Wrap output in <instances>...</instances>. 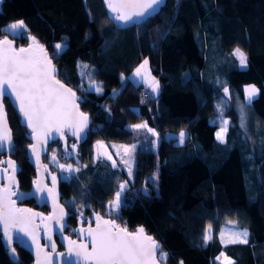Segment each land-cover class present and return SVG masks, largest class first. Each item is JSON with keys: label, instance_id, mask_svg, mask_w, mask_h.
Instances as JSON below:
<instances>
[{"label": "trees", "instance_id": "trees-1", "mask_svg": "<svg viewBox=\"0 0 264 264\" xmlns=\"http://www.w3.org/2000/svg\"><path fill=\"white\" fill-rule=\"evenodd\" d=\"M74 1L4 0L0 10V27L23 20L24 42L34 37L45 45L56 78L75 91L80 110L91 120L74 158L66 154L72 139H66L64 148L59 141L48 145L49 153L79 171L61 179L43 157L58 179L60 201L68 212L65 232L71 235V229L97 213L128 231L143 227L168 254L166 264H216L221 253L233 264H264V0H163L129 25H119L104 0H82L86 32L77 24ZM57 44L62 45L58 53ZM236 48L247 56L245 67L232 54ZM145 59L160 84L148 98L140 93L145 84L128 79ZM79 63L92 70L99 93L84 81ZM225 85L231 99L224 95ZM248 85L260 91L246 105V126L241 127ZM221 101L223 118L229 121L224 143L216 139ZM3 102L19 189L26 192L34 172L26 158L25 129L9 101ZM142 120L152 123L158 144L144 130L129 128ZM181 131L187 133L183 143L178 141ZM97 140L141 142L132 179L105 160L93 161ZM157 172L154 186L149 178ZM124 181L129 182L124 205L110 214L109 201ZM24 204L36 208L33 200ZM209 224L213 239L205 245ZM229 226L247 229L249 242L222 243L219 234ZM13 247L15 261L0 235V264H32L28 253Z\"/></svg>", "mask_w": 264, "mask_h": 264}, {"label": "snow or ice", "instance_id": "snow-or-ice-1", "mask_svg": "<svg viewBox=\"0 0 264 264\" xmlns=\"http://www.w3.org/2000/svg\"><path fill=\"white\" fill-rule=\"evenodd\" d=\"M111 12L116 13L115 19L124 23L132 21L133 17H144L149 13V10L155 11L156 7L163 3V0H104ZM8 28L13 32H19L25 28L24 22L17 21ZM32 44L28 48H19L18 50L12 46V41L5 38L0 40V148L11 147V131L7 127V113L4 108L3 98L5 95L18 106L19 112L24 118V123L32 130V136L37 140L36 144L30 145L31 153L39 160L38 146L42 147L47 144V138L51 132L55 130L64 135V129L72 130V135L79 137V133L83 132L88 125V116L79 111L76 103L77 97L72 89L65 87L58 79H56V69L52 61L48 59L42 45H39L35 38L32 37ZM59 51L62 48L61 44L55 46ZM37 52L39 55H37ZM239 60L241 67L247 65V56L240 49H234L233 53ZM148 60L145 59L143 63L136 68L134 75L139 77L141 82L146 84L153 93H158L160 84L159 81L151 75V70L148 68ZM87 67V65H83ZM95 86V90L99 93L101 88L95 84L94 81L90 83V87ZM259 89L255 85H248L244 89L245 104L240 106L241 111V127L246 126L244 109L246 105H250L253 99L259 94ZM225 97L231 99L230 90L225 85L223 87ZM217 111L220 115V128L216 132V139L220 143L225 142L226 134L228 132L229 121L224 119L223 101L217 104ZM132 130L140 131L146 130L154 137H159L155 129L148 126L147 122L137 123L131 125ZM38 131L43 133V139L37 135ZM187 133L181 131L178 136L180 143L184 142ZM101 144V142H98ZM102 146V145H101ZM76 145H72L73 151ZM113 147H117L113 145ZM123 150L120 162L128 169V176L133 175L132 163L134 162L133 153L135 152V145H120ZM46 150V149H45ZM67 155L71 153L67 152ZM107 154V153H106ZM120 155V152H117ZM127 157V158H125ZM107 158L112 160V156L107 154ZM53 162H56V156L51 157ZM4 161H0V164ZM8 168L11 169L9 175V184L0 188V232L3 234L5 242L11 246L15 233H23L32 238L33 243L37 248V264H41L40 253L43 248L39 245L37 230L41 225L35 223V217L40 216L38 213H32L30 209H21L15 206V200L12 196L18 194L12 191L15 183L16 165L13 161H7ZM112 166L117 167L115 160ZM61 169H65V165H59ZM46 168V166H45ZM8 169L4 171L7 172ZM68 171H79L73 169L69 164L66 167ZM158 179V172L153 177H150V182L155 186V181ZM53 188H48V194L53 197L55 201L54 186L56 177H52ZM38 191H44V187L40 186V181H35ZM129 182L124 181L119 184V188L115 193L114 198L109 201L110 214L112 212L118 213L124 205L123 193L128 189ZM146 193V190H145ZM64 209L59 207L58 214L49 217L41 216V224L45 229V235L50 241V246L54 252L56 244L52 241L51 228L44 224L45 220H55L60 225L59 230L63 231L65 225L61 223L64 218ZM97 221L96 228L89 227L87 234L91 238V250L88 245L77 243L76 241L64 237L68 242L69 255L75 254L85 264H166L168 254L163 251L162 246L152 237L146 234L143 227H139L135 232H129L126 227H121L115 220H105L99 214L95 215ZM229 225H235L234 220H228ZM85 231L84 229L80 230ZM220 239L222 243H243L247 244L248 231L247 229L240 231L235 227L230 228L227 232L228 239L225 240L226 233L220 232ZM213 239L212 225L209 224L205 229L203 235V243L206 245ZM15 255V248L11 249ZM221 264H233V261L224 256ZM220 260V257H216ZM43 264H52L51 254L45 252L43 256ZM181 264L183 262L181 261Z\"/></svg>", "mask_w": 264, "mask_h": 264}, {"label": "water", "instance_id": "water-1", "mask_svg": "<svg viewBox=\"0 0 264 264\" xmlns=\"http://www.w3.org/2000/svg\"><path fill=\"white\" fill-rule=\"evenodd\" d=\"M3 1L4 0H0V10H1V5H2ZM108 10H109L110 14H112L114 16L116 15V13L111 12L109 8H108ZM152 12H153V10H149V13L146 14L145 16L151 14ZM142 18L143 17H133L132 21L127 22V23H124V22L118 21V20H116V21L119 25H129V24H133V23L139 21ZM5 38L11 40L12 46L17 50L19 48H28L29 45L32 44V42H27L25 44H17V42L15 40H13L7 36H0V40H3ZM36 42L39 45L43 46L44 51L47 54L48 59L51 60L45 45L43 43L37 41V40H36ZM37 55H39L38 52H37ZM52 64H53V62H52ZM60 82L65 87L70 88L68 85L64 84L62 81H60ZM72 91L75 92L74 90H72ZM76 97L78 98L76 103L79 107L80 97L77 94H76ZM4 99H7L9 101L10 105L12 106L16 115L19 118V125L25 129L26 139L28 141V145L26 146V158H27V162L29 163V165L33 169L34 176H33V180H32L31 185H30V189L26 192L21 191L19 189V185H18V181H17V174L19 172V166L17 165L15 160H13V158H12V155L14 152L13 151L14 143H13L12 131L9 128V124H8V120H7V127L11 131L12 140H11V147H8L6 145L5 147L0 148V161H4V163L0 164V188H3L9 184L8 177H9V175H11L12 170L8 168L7 161L11 160L15 163L16 169H17L15 172V183L12 187V191H14L18 194V196H12L11 199L15 200V202H16L15 206L17 208L30 209L32 213L40 214V216L35 217V223L37 225H41V227L37 230V236H38L37 242L39 243L41 248H43V250H44L43 252L40 253L41 264H43V256H44L45 252L51 254L52 264H85V261L81 260L74 253L69 255V253H68V242H67V240L64 239V237H68V238L76 241L78 244L83 243V244L88 245V249L90 251L91 250V238L87 234V229L89 227H91L93 229L96 228L97 221L95 219V215L97 213H92L89 222H87L86 224H84V225L78 224L76 227L71 229L70 230L71 235L67 234L65 232L66 227H67L68 212L60 201L61 196H60V192H59V188H58V179H57L56 175L50 171L49 166L43 162V157L48 153V145L51 142L59 141L61 143L62 147L64 148L66 139L70 138L74 142L73 145H76L74 151H73L72 145H71V157L74 158V152L76 151L77 145L83 143L84 140L86 139L87 131L90 127L91 120H90L89 116L87 115L88 116V125L84 129L83 132L79 133V137H82V138H78L77 136L72 135V130L68 129V128L64 129V135L63 136H61L60 133H57L55 130H53L51 132L50 136L47 138V144L43 145L42 147L38 146L39 160H37L36 156L31 153V149L29 147L30 145L37 143V140L34 139L32 136V130L30 128H28L27 125L24 123V118L22 117L21 113L19 112L18 106L15 105L9 99V97L7 95H5L3 100ZM79 111H81L80 108H79ZM37 135L40 136L41 139L44 138L43 133L40 131H38ZM45 166H46V168H45ZM5 169H8L7 172L4 171ZM53 176L56 177L55 186H54V193H53V195L55 196V201L53 200V197L48 194V191H47L48 188H53V181H52ZM35 181H40V186L44 187L45 190L44 191H38L37 190V184L34 183ZM28 200H33L36 208H32V207H29L28 205L24 204V202L28 201ZM42 207H45L47 209V211L42 212L40 210ZM59 207H62L64 209V213H65L63 221H61V223H63L65 225L63 231L59 230L60 225L57 224L55 220H51V221L45 220L44 221V224H47L50 226V228H51L50 234L52 237V241H54L56 244V249L53 252L51 249V246H50V241L48 240L47 236L45 235L44 226H43V224H41V216L42 217H49V216H53L54 214H58ZM101 217L105 220H113L110 217H103V216H101ZM137 228H139V227H137ZM81 229H84L85 231L81 232L80 231ZM136 229L134 231H129V232H135ZM0 235H1V241H2L5 249L7 250L8 257L11 261H15L16 257H17L16 252H15V255H13L11 252V249L14 248L13 246L16 245L19 249H22L23 251L27 252L31 256L32 264H37V248H36V245L33 243L32 238L30 236H26L23 233H15L13 243L11 244V246H9L5 242V240L3 239L2 232H0ZM149 236H151V235H149ZM57 245H59L61 247V250H58Z\"/></svg>", "mask_w": 264, "mask_h": 264}, {"label": "rangeland", "instance_id": "rangeland-1", "mask_svg": "<svg viewBox=\"0 0 264 264\" xmlns=\"http://www.w3.org/2000/svg\"><path fill=\"white\" fill-rule=\"evenodd\" d=\"M72 10H73V13L75 15V18L77 20V24L79 26V28L82 30V32H84L87 28V18H86V13H85V9H84V6H83V3H82V0H76L72 3ZM17 21H21V20H17ZM17 21H13L7 25H4V26H1L0 27V36H7L15 41H18L19 44H25L23 38H21V32L26 29V24L24 22V25H25V28L19 32H13L11 31L9 28H8V25L14 23V22H17ZM86 32V31H85ZM44 38H46V32H45V35H44ZM28 42H32V39L31 40H28ZM55 47V45H54ZM56 52L58 53L59 51L56 50ZM144 61V60H143ZM143 61L139 64V66L143 63ZM83 65H86L84 63H79V70H80V73H81V76L82 78L84 79V81L87 83V85L90 87V83L92 81H94L92 79V70L87 66L86 68L83 67ZM138 66V67H139ZM136 70V69H135ZM135 70H134V73H135ZM134 73L132 74V78H134L135 82L138 84V83H142L140 78L139 77H136L134 75ZM152 75V73H151ZM153 76V75H152ZM129 77V76H128ZM95 84L99 85L98 82L94 81ZM144 84V83H143ZM151 93V95H156V93H153L151 91V89L145 84L144 85ZM93 87V86H92ZM90 87V88H92ZM47 155V156H46ZM45 156L47 157V162L51 165H53L59 172V176L61 179H67L71 173L73 172H76V171H68L66 170V167L67 165H69L70 163H62L60 162L57 158H56V162H53L51 157L53 156V153H47ZM122 155H116V157H121ZM127 158V157H126ZM45 163V162H44ZM46 164V163H45ZM48 165V164H47ZM59 165H65V169H61L59 167ZM72 165V164H71ZM132 166H133V163H132ZM72 168L73 169H77L75 166L72 165ZM127 168V167H126ZM128 171V169H127ZM132 177V176H131ZM130 177V179H132ZM230 228H233V227H227V228H224L222 231H224L226 233L225 235V240L228 239V236H227V232ZM224 257H220V260H215V262L217 264H221V261H223Z\"/></svg>", "mask_w": 264, "mask_h": 264}, {"label": "crops", "instance_id": "crops-1", "mask_svg": "<svg viewBox=\"0 0 264 264\" xmlns=\"http://www.w3.org/2000/svg\"><path fill=\"white\" fill-rule=\"evenodd\" d=\"M134 70H135V69H134ZM133 73H134V71L129 75L128 79H130V80H134V78H132V74H133ZM124 79H127V77H124ZM134 82H135V80H134ZM133 111H134L135 114H137V113H136L137 110H134V109H133ZM143 122H147L149 127L155 129V128L152 126V123H151L149 120H148V121H146V120H142V121H139V122H137V123H143ZM137 123H134V124H137ZM131 125H133V124H131ZM131 125H129V128H131ZM127 127H128V126H127ZM144 131L146 132V130H144ZM155 131H156V130H155ZM156 132H157V131H156ZM148 134H150V133H148ZM150 135H151V134H150ZM151 136H152V135H151ZM152 137L154 138L155 143L158 144V142H159V137H154V136H152ZM98 142H101V144H98ZM140 144H141L140 141H136V142H133V143L125 144V143L105 142V141L97 140V141H95V142L93 143V155H92V158H93V161H97V160H99V159H101V160H105V161H107L108 163H110L111 166H112V162H113V160H115L116 163H117V167H115V169L120 168L121 170H123V171L125 172L127 178L130 179V177L128 176V171H127L126 166L120 162L121 157H116L118 151L120 152V155H123V150L120 149L118 146H120V145H128V146L135 145V146H136V148H135V152H136V150L139 149ZM101 145H102V146H101ZM113 145H115V146H117V147H113ZM135 152L133 153V156H134V162H133V166H132V171H134V166H135ZM106 153H107V154H110V155L112 156V160H109V159L107 158V154H106ZM125 158H126V157H125ZM112 168H114V167L112 166ZM74 173H75V172H73V173H71V174H74ZM132 176H133V175H132ZM131 178H132V177H131ZM114 196H115V195H114ZM108 209H109V207H108ZM217 257H223V256H221V254H220V255L217 256ZM215 260H216V258H215ZM215 263H216V262H215ZM216 264H217V263H216Z\"/></svg>", "mask_w": 264, "mask_h": 264}, {"label": "built area", "instance_id": "built-area-1", "mask_svg": "<svg viewBox=\"0 0 264 264\" xmlns=\"http://www.w3.org/2000/svg\"><path fill=\"white\" fill-rule=\"evenodd\" d=\"M140 93L143 98H148L150 95V91L145 86L141 88Z\"/></svg>", "mask_w": 264, "mask_h": 264}, {"label": "flooded vegetation", "instance_id": "flooded-vegetation-1", "mask_svg": "<svg viewBox=\"0 0 264 264\" xmlns=\"http://www.w3.org/2000/svg\"><path fill=\"white\" fill-rule=\"evenodd\" d=\"M57 248H58V250H61V247L59 246V245H57ZM60 248V249H59ZM27 253V252H26ZM30 256V255H29ZM31 257V256H30ZM32 259V258H31Z\"/></svg>", "mask_w": 264, "mask_h": 264}]
</instances>
